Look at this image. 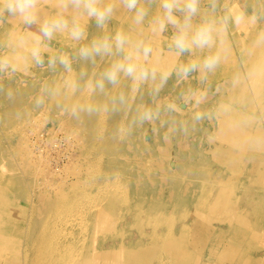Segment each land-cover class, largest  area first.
I'll use <instances>...</instances> for the list:
<instances>
[{"label":"bare ground","instance_id":"obj_1","mask_svg":"<svg viewBox=\"0 0 264 264\" xmlns=\"http://www.w3.org/2000/svg\"><path fill=\"white\" fill-rule=\"evenodd\" d=\"M64 2L37 0L40 21L56 19ZM105 3L112 4L116 11L104 29H98L94 19L88 22L86 16L80 17L81 25H88L87 40L74 41L65 30L55 33L50 42H43L44 67L35 66L31 58L34 42L41 39L37 34L38 26L27 29L20 18L0 23V57L8 59L19 73L35 74L37 79L33 85L13 92L11 99L0 92V115L6 125L16 123L26 112L39 108L35 101L44 86L62 90L55 98L45 94L47 107L60 104L70 108L75 99L78 105L111 107V97L121 92L128 95L132 81L123 74L116 87L105 81L107 95L99 91L93 94L85 87V80L99 78L100 73L120 57L97 56L95 64L78 58L82 45L89 44L93 38L114 35L118 30L124 32L132 44L144 40L152 47L151 59L145 65L149 68L172 71L191 62L201 64V69L192 71L195 80L188 78L187 83L178 81L173 72L167 81L170 89L160 96L162 101L156 97L154 103L148 88L141 86V92L145 91L144 99L138 96L141 93H131L129 105L133 111L127 115L100 111L84 120L86 113L82 112L77 121L61 125V129L70 131L67 133H74L82 145L79 149L82 166L77 176H89L95 181L93 185H87L83 177H72L62 180L60 189L58 186L51 192L42 187L44 192H41L40 184L34 183L35 179L26 169L8 163L17 147L8 143L0 146V264H191L192 261L194 264L195 261L198 264H264V257L258 258L249 248L252 242L260 241L259 248L264 242V38L260 36L264 33V0L253 7V13L261 18L252 28L253 23L247 18L233 23L226 32L216 35L210 46L193 47L192 53L184 52L181 56L170 50L176 31L172 25H167L163 34L153 31L156 28L153 18L163 19L162 9L155 0L151 6L144 5L142 0V6L150 10L141 25L134 24V14L121 0H105ZM207 9H200L202 16ZM220 11L217 8V17ZM240 13L233 9L226 15ZM253 13L245 14L247 17ZM200 22V16L194 17V24ZM191 39L186 41L190 48ZM61 54L74 57V71L70 73H88L85 79L73 77L79 80L81 87L74 95L64 89L63 67L59 63L55 69L48 67L49 56ZM217 55L219 62L209 71L212 79L215 73L220 74L222 81L218 88L202 99L199 107L196 100H201L200 92L195 99L183 96L187 97L188 108L177 105L174 93L179 95L184 91L186 94L189 89L200 90L210 85L200 82V73L206 70L203 69L204 59ZM0 87L13 89L5 85ZM168 101L176 104L177 111L163 115L162 119L184 121L188 130L193 129V124L194 130L201 125L214 127V130L208 129L214 135L203 136L205 148L196 147L201 138L199 134L190 143L180 142L177 137L184 133L171 132L170 125L161 126L159 121L133 127L123 139L114 137L116 128L128 124L126 119L131 120L138 105L155 107ZM207 103L210 105L204 107ZM191 107L196 109L195 114L211 113L210 119L201 121L209 124L189 123L195 119ZM43 114H48L45 109ZM103 118L106 123H101ZM112 119L117 123H112ZM50 132L40 130L29 137L28 152L34 159L44 158L45 150L41 152L40 143L36 145V140H42L41 133L45 134L44 139L54 143V134ZM66 138L67 144L74 148ZM124 141L130 143L129 154L121 160L123 155L118 157L116 153L120 151L118 144ZM88 147L98 154H93ZM211 159L220 162L223 168L214 169ZM22 160L29 162L25 155ZM223 178H226L224 193L219 196L221 200L214 201L215 182L218 184ZM27 180L33 183V203L19 196ZM243 184L251 187L250 192L237 200L228 199L231 192ZM104 185L106 187L102 188ZM111 187L113 191L109 190ZM118 187H122V193H118ZM209 202L221 209L219 216L206 208ZM244 208L249 210L250 217H242L241 224L238 221L234 224L235 215ZM124 222L130 223V227L123 225ZM114 226L119 227L106 234ZM131 231L135 234L131 235ZM12 237L15 239L13 245ZM192 241L195 246L190 245Z\"/></svg>","mask_w":264,"mask_h":264},{"label":"clouds","instance_id":"obj_2","mask_svg":"<svg viewBox=\"0 0 264 264\" xmlns=\"http://www.w3.org/2000/svg\"><path fill=\"white\" fill-rule=\"evenodd\" d=\"M154 0H143L144 5L151 6ZM156 4L162 9L163 19L159 17L153 18V23L156 24L154 32L158 31L163 34L167 30V25H172L176 30L172 36L173 44L170 50H174L177 56H181L184 52L192 53L193 47L204 49L205 46H210L214 42L215 36L222 32H226L230 22L239 23L246 18L253 24L261 18L257 13L251 16L241 12L236 16H219L217 17L218 0H211L207 13L201 15L202 0H155ZM123 6L132 12L133 22L136 25L144 23L149 14V7L142 6V0H121ZM116 9L112 4L105 3V0H65L63 8L57 13L56 19L40 21L39 12L37 10V0H0V23H6L9 20L20 18V22L29 29L32 25L38 26L37 34L41 37L40 40L34 42L31 48V58L37 67H44V58L41 51V46L44 41H51L57 32L67 30L74 41L88 39V25H81L80 17L86 16L88 22L91 19L95 20L98 29H104L108 22L112 19ZM176 13L182 17L180 19ZM7 14V15H5ZM200 16L201 22L194 24V17ZM193 29L195 31L193 32ZM264 38V33L260 34ZM191 37L192 47L190 48L186 41ZM153 49L146 44L144 40H138L132 44L128 36L118 30L114 35L102 36L100 38L91 39L89 44L82 45L78 50V58L81 60H90L92 64L96 63V57H111L118 56L119 60L114 61L109 68L100 73L99 78L91 81L85 80L87 87L93 94L97 91L107 95L105 89V81L116 87L120 82L121 74L128 77L132 81L130 93L125 95L121 92L118 95L111 97V107H97L93 105H78L74 104L69 108L65 105L57 104L62 112H70L76 119H80L79 113H86L88 116L98 114L104 111L109 115L123 112L127 115L133 109L129 105L131 93H141V86L149 84V95L155 103L160 91L167 83L173 72L176 73L178 81L187 80L189 73L201 69L199 63H185L178 66L172 71H159L156 68L145 66L150 61ZM76 58V57H75ZM74 57L67 55L49 56L48 67L55 69L59 63L65 72L74 71L72 61ZM143 61V63H141ZM219 62V56L206 57L203 61V69L213 70L214 66ZM10 70V71H9ZM16 67L6 58L0 57V75H8L11 77L16 72ZM88 73L81 71L80 79H85ZM207 79L204 71H201L200 82L203 83ZM158 81V82H157ZM64 89L71 94H75L81 90L79 81H66ZM4 91L0 87V92ZM201 90L189 89L186 94L189 99H195L197 93ZM47 94L50 98H55L62 94L59 87L49 88L44 86L41 88V95L36 99V107H41L44 104V96ZM12 91H7V98L11 99ZM204 99L207 98V89L203 90ZM202 100H196V106L202 103ZM135 114L132 116L129 123L123 127L118 126L114 132V137L123 139L129 135L133 127L143 126L145 123H155L159 121L161 126L170 125L171 132L188 133V126L184 121H171L162 119L165 114H171L177 111V106L174 102L168 101L164 105L156 104L155 107L140 104L135 108ZM211 113L197 112L195 121L201 122L204 119H210ZM193 129L195 124H193ZM167 138V137H166Z\"/></svg>","mask_w":264,"mask_h":264},{"label":"rangeland","instance_id":"obj_3","mask_svg":"<svg viewBox=\"0 0 264 264\" xmlns=\"http://www.w3.org/2000/svg\"><path fill=\"white\" fill-rule=\"evenodd\" d=\"M258 2H259V0L258 1L257 0H219L218 8L221 10L220 16L226 15V12L228 13L229 11H231L233 9H238L243 13H246V12L253 13V7L255 6V4H258ZM210 3H211V0H202L201 8L209 7ZM176 14L178 16H180L179 13H176ZM229 15H231V14H229ZM231 16L234 17V15H231ZM195 18H197V16ZM233 23L234 22H230L228 26H231ZM253 25L254 24H251L250 27L252 28ZM88 64H89V62L87 63V65ZM26 65L28 67H31V65L29 63H26ZM75 65H77L78 67H83L79 63H75ZM158 70L162 71V69H158ZM214 72H217V71L214 70ZM218 72H220V70ZM191 73L192 72H190V75L188 78L191 81H193V80H195V77H194V74L193 73L191 74ZM204 73L207 77V79L205 81L209 82L210 85L208 87H203L202 89H200L201 90L200 91L201 100L202 99L204 100V96H203V90L204 89H207V96H209L211 94V92H213V89H217L218 86L221 84V81H222L219 78L220 77L219 73L214 74L215 79H212V75H211L209 70L206 69L204 71ZM200 75H201V73H200ZM74 76H79V75L78 74H72L70 72H65V71L63 73L64 79L66 81H69V82L70 81H77V80L73 79ZM222 78H228V77L222 76ZM36 81H37V79L35 77V74L25 75V74L19 73L17 70H16L15 74L12 75L11 77H9L8 75H0V85L11 86L13 88V89L9 88L7 90L2 91V93H4V94H7V91H9V90L12 91V93H13V92L19 90L20 88H22L23 86L25 87V86L33 85ZM181 82L187 83L188 80L187 81L182 80ZM167 85L168 84L166 83L158 95V99L161 101H162V99L160 97L161 94L163 92H167L170 89L169 87H167ZM142 86H143V88L146 86L148 88V91H149V88H150L149 84H144ZM143 91L141 92L140 95L138 94V96H141L142 99H144V94H145V91L144 92ZM183 92L184 91L180 92L179 95L174 93L175 96L177 97L176 103H177V105L178 104L187 105V108H188V104L186 102L187 97L186 98L183 97L184 96ZM168 98H169V96H168ZM146 101H148L147 98H146ZM74 104H76V99L73 101L72 105H74ZM209 105H210V103H207L204 107L209 106ZM187 108L181 109V110H186ZM44 109L46 110V112L48 114H43ZM191 110H192L193 114H195L196 109L191 107ZM87 118H88V115L85 114L84 120H87ZM72 120L77 121L76 117L72 116L70 112H62L59 107H55V106L47 107V106H45V104H43L41 107H39L34 112H31V113L26 112L25 114L20 116L17 121H15L16 123H7V125H6V123H4L2 121L1 115H0V146L3 147L5 145H7V143H8V144H14L17 147L16 149L13 150V152H12V154L8 160V163H11V164L17 165L20 168L26 169L28 171L29 175H32L33 178L35 179L34 183L40 184L39 188H40L41 192H44L42 190V187L48 188L49 191H51V192L54 191L58 186H60L58 188V189H60L62 180H64V179L68 180L69 178H72V177H83L85 179V182L87 185H93L95 183V181L93 179H91L89 176H77V173L79 172L78 169H80V167L82 166V163L80 162V153H79V149L82 146L81 142L77 139V136L74 133H67L70 131L69 130H63L60 128L61 125L68 124L69 122H72ZM206 120L207 119H204L202 121H206ZM101 123H106L104 118L102 119ZM112 123H117V122L114 119H112ZM125 123H129L128 118L126 119ZM189 123L209 124V123L196 122L195 119H194V122L191 121ZM36 128L38 130L35 131L34 129H36ZM208 129L214 130V127L205 128L201 125L198 130L190 129V130H188L187 134H182L181 136L177 137V139H180V142L182 141L184 143H186V142L190 143L191 141H193V138L196 136V134H199V136H201V138L204 139V141H202V139L200 138L197 142L196 147L203 146L202 148H205L207 144H206V140L204 137H206L207 134L208 135L210 134L209 136L214 135V132H209ZM40 130H47V131L50 130L51 131L50 133L54 134L53 138L55 137V141H54V143L48 142L46 140V138L45 139L43 138L45 136V134L41 133L42 140L41 141L36 140V145H37V143H40L38 145H39V147L41 146L40 147L41 152H43L45 150V152L42 153L44 158L34 159L32 157V155L28 152V150H29L28 149L29 137L32 138L33 133L38 132ZM217 130H218V128H217ZM15 136L20 137V139L15 140L13 138ZM65 137L69 138V140L73 143L74 148L72 146H70L69 144H67V141H66L67 138L65 139ZM27 139H28V141H27ZM129 144L130 143L128 141H124V144H122V143L118 144L120 151L117 152L116 155L118 157H119V155H123V158L121 160H124L125 156L129 154V150H128ZM225 147H226V144H225ZM88 150H93L94 151L93 154H98V152H96L91 147H88ZM24 155L29 159V162H24L22 160ZM209 160H210V158H209ZM212 161L213 160L211 159L210 165L213 168L215 167L214 169L223 168V166L220 162H218V161L212 162ZM252 178H253V176L250 175V179H252ZM72 182H74V181L72 180ZM225 182H226V178H223L221 180V182L218 184L215 182L214 197H213L214 201L221 200V198L219 196L224 193L223 185L226 184ZM32 184L33 183H30L27 180L25 186L20 191L19 196L23 200L29 199L30 202H32V199L35 196L34 187H31ZM105 187H106V185L102 186V188H105ZM153 188H155V187H153ZM109 190L113 191V187H111ZM250 190H251V187H249L246 184L245 185L243 184V186H241L237 190L232 191L228 199L237 200V197H241L243 195H246L247 193L250 192ZM122 192H123L122 187H118V193H122ZM100 193H103V190ZM104 193H106V192H104ZM199 195H200V193H199ZM200 198H201V196H200ZM206 204H207L206 208H209V210L212 211L215 216L220 215L221 209L218 206H216V203L209 202ZM241 211H242V215H241ZM75 212H77V211H75ZM242 217L243 218L250 217L249 210H247L246 208L241 209L235 215V219H234L233 223L235 224V222L238 221L239 224H241ZM117 219H118V217L115 218V220H117ZM124 219L127 220L128 216H126ZM120 220H121V218H120ZM216 222L217 221H215V223ZM123 225H126L129 228L131 224L130 223L126 224L124 222ZM117 227H119V226L110 227L106 234L112 233L113 229L117 228ZM128 231H130V230H128ZM203 232H204V230H203ZM130 234L134 235L135 231L134 232L131 231ZM189 237H192V234H190ZM14 242H15V239L12 237V239H11L12 245ZM259 242L258 241L252 242V243H250L251 245L249 247L253 253H256L255 255L258 258L264 257V247L262 246L264 242H262V244L260 243V245H261L260 248H259ZM185 244H189V243H185ZM191 244L193 246H195L194 241L190 242V245ZM50 245L52 247V243H50ZM195 262H196L195 264H198L197 261H195ZM263 263H264V261H263ZM191 264H194L193 261L191 262Z\"/></svg>","mask_w":264,"mask_h":264}]
</instances>
